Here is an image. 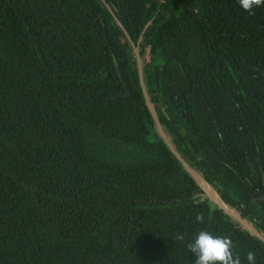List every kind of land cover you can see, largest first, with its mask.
<instances>
[{
  "label": "trees",
  "instance_id": "16d2710c",
  "mask_svg": "<svg viewBox=\"0 0 264 264\" xmlns=\"http://www.w3.org/2000/svg\"><path fill=\"white\" fill-rule=\"evenodd\" d=\"M253 12L0 0V264H194L202 230L264 264V241L158 135L127 39L173 151L264 238V6Z\"/></svg>",
  "mask_w": 264,
  "mask_h": 264
},
{
  "label": "clouds",
  "instance_id": "9594fccd",
  "mask_svg": "<svg viewBox=\"0 0 264 264\" xmlns=\"http://www.w3.org/2000/svg\"><path fill=\"white\" fill-rule=\"evenodd\" d=\"M238 5L246 12L254 15L255 7L264 6V0H237ZM195 195V194H194ZM196 220L203 222L202 214H197ZM177 240H184L183 235H177ZM233 242L226 236H213L208 231H200L194 242L187 245L188 251L194 254V264H241L240 258H234L232 252ZM255 252H247L246 259L248 264H256Z\"/></svg>",
  "mask_w": 264,
  "mask_h": 264
},
{
  "label": "water",
  "instance_id": "95a60500",
  "mask_svg": "<svg viewBox=\"0 0 264 264\" xmlns=\"http://www.w3.org/2000/svg\"><path fill=\"white\" fill-rule=\"evenodd\" d=\"M110 11V10H109ZM120 25V24H119ZM121 27V26H120ZM129 44L131 46L132 51L134 52V55L136 57V64H137V71H138V78H139V85L140 89L145 101V105L155 123L158 135L161 137L167 148L173 153V155L179 160V162L182 164L183 168L189 173V175L194 179V181L198 184V186L202 189L206 197L212 201L218 208H220L225 214L229 215L231 218L236 220L240 225L245 228L248 232L256 235L259 239L264 241V238L249 224L247 223L241 216H239L233 209L226 206L220 198L217 196V194L214 192V190L208 186L205 181L193 170L191 169L179 156L176 152L173 151L170 143L166 139L157 119L153 112L152 106L148 101L147 94L145 93V90L142 85L141 81V73H140V60L138 57L136 46L130 41V39L127 37Z\"/></svg>",
  "mask_w": 264,
  "mask_h": 264
}]
</instances>
